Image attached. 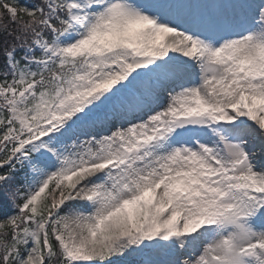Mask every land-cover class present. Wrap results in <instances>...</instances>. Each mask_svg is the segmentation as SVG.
Here are the masks:
<instances>
[{
	"label": "snow or ice",
	"instance_id": "1",
	"mask_svg": "<svg viewBox=\"0 0 264 264\" xmlns=\"http://www.w3.org/2000/svg\"><path fill=\"white\" fill-rule=\"evenodd\" d=\"M0 264H264V0H0Z\"/></svg>",
	"mask_w": 264,
	"mask_h": 264
},
{
	"label": "bare ground",
	"instance_id": "2",
	"mask_svg": "<svg viewBox=\"0 0 264 264\" xmlns=\"http://www.w3.org/2000/svg\"><path fill=\"white\" fill-rule=\"evenodd\" d=\"M259 145H258V142H257V147H258Z\"/></svg>",
	"mask_w": 264,
	"mask_h": 264
}]
</instances>
